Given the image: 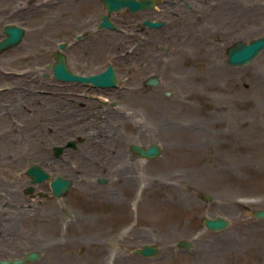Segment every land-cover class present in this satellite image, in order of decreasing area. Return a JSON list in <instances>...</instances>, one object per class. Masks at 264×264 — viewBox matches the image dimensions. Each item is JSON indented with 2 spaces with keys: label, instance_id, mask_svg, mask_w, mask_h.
<instances>
[{
  "label": "rangeland",
  "instance_id": "rangeland-1",
  "mask_svg": "<svg viewBox=\"0 0 264 264\" xmlns=\"http://www.w3.org/2000/svg\"><path fill=\"white\" fill-rule=\"evenodd\" d=\"M211 1L186 0L195 14L196 3L206 11L211 5L217 8L219 17L197 33L205 46L203 53L210 55L201 60L191 57L188 45L193 36L176 46L173 35L172 42L158 46L165 57L172 50L184 56L167 60L170 67H164L165 59H155L152 52L156 47L150 40V53L133 59L135 69L120 68V96L122 87H130L123 90L122 97L112 99L120 106L105 108L107 113L117 110L122 115L116 135L113 120L109 125L104 119L98 125L75 122L77 114L97 106L100 100L78 99V106H86L76 114L64 103L61 112L73 115L61 114L63 121L55 119L54 114L61 112L54 105L57 99H52L59 96L58 88L77 84L52 77V52L58 43L65 42L64 53L70 60L74 49L89 44L90 49L103 52L97 42L115 33L97 28L103 12L100 2L0 0V39L7 24L25 29L19 44L0 53V229L17 210L24 209L19 212L23 216L21 233L5 242L0 230V260L35 251L41 258L26 264H264V218L253 215L264 209V51L246 65L226 63L230 45L264 37V0ZM220 8L225 10L223 18ZM237 9L245 17L234 16ZM124 12L126 9L120 11ZM205 16L197 13L198 23L206 24ZM79 34L82 38L74 41ZM103 57L94 58L93 63ZM217 70L220 73L214 72ZM151 77L157 78L154 86L146 84ZM22 100L18 109L22 114L12 116L11 109L17 107L13 103ZM155 102H160L162 110L152 119ZM61 120L64 123L58 122ZM76 136L82 139L76 149L54 156V146ZM153 143L161 148L154 159H141L130 150L132 144L148 147ZM34 164L52 177L71 179L69 191L55 198L48 181L30 184L25 170ZM99 178L106 183L99 184ZM125 178L137 179L132 208L137 200L142 206L139 187L154 183L163 185L161 192L172 206L163 221H148L136 230L127 226L131 231L128 238L120 235L124 229L120 219L114 223L109 218L117 210L112 203L120 199ZM29 186L34 191L25 194ZM216 216L228 219L230 225L217 232L206 229L202 219ZM180 240L190 241L192 247L178 248ZM144 245L156 246L157 254H134ZM93 248L106 251L102 261L91 263Z\"/></svg>",
  "mask_w": 264,
  "mask_h": 264
},
{
  "label": "flooded vegetation",
  "instance_id": "flooded-vegetation-1",
  "mask_svg": "<svg viewBox=\"0 0 264 264\" xmlns=\"http://www.w3.org/2000/svg\"><path fill=\"white\" fill-rule=\"evenodd\" d=\"M100 5L103 9L102 14L99 16V21H97V28L98 23L101 20L103 14H105L104 6L101 0H98ZM154 5L137 12L131 13L129 10H126L124 13H120V11L113 12L109 15L110 21L115 25L116 29H113L115 33L106 34L103 41H98L97 44H100V48H102L103 52H97V47L90 49V44L88 48L86 46H81L79 51L76 49L73 55L69 54L70 60H68L66 56V62L69 69L80 75H88L100 72L107 68L108 66H112L114 69L118 85L116 87L111 88H98L94 87L93 85H67L58 88L57 90V98L52 97V99H57L54 105L58 108L57 112H61L62 107L61 105H65L64 103L69 104V109H73L74 114L77 113L78 109L85 108L86 104L81 103L79 106L77 105L78 99H94L100 100L101 102L94 107H88L84 110V113H79L75 117V122L78 124H83L90 122L91 124H101L102 119L103 121L107 120L108 125L110 124V120L117 122L116 125L113 127L117 130L115 133L118 134L119 126L118 122H120V116L122 117L120 111H115L113 113L105 112V108L107 105H111L112 108L115 106H120L119 101H114L115 96H120V68L125 66L132 67L135 69V62L133 61L134 58L140 55L150 53L148 46H150V40L155 45V52H152L155 55V59L167 60L171 56V52H166L168 55L165 57V53L161 51L158 46H164L165 43L172 42L173 35L177 36L179 33L183 31V24H184V10L193 12L187 4L186 0H153ZM183 5V6H182ZM178 8L179 12L175 13L174 9ZM184 8V9H183ZM186 11V12H187ZM197 13V11H196ZM131 14V15H130ZM145 21L151 22H160L161 25L158 27H149L146 25ZM195 21L196 14H195ZM75 38V37H74ZM97 40L93 41L96 42ZM126 42H132L127 47L124 46ZM131 45V46H130ZM170 50V49H169ZM103 55V60L99 63H93L94 58ZM73 56V57H72ZM72 57V58H71ZM77 60H81L80 63ZM70 61V65H69ZM72 61V62H71ZM77 61V65L75 64ZM76 68L77 71L73 70ZM125 87V86H124ZM122 87L121 92L125 93L126 88L130 87ZM61 93L65 96H61ZM122 94L120 97H122ZM61 99H66L61 100ZM120 99V98H119ZM119 102V103H118ZM90 105V104H89ZM55 106V107H56ZM118 108V107H117ZM94 109H98L99 112L94 111ZM66 114L73 115L71 112L64 111ZM67 116L63 114V112L59 114H55L56 118H62L60 115ZM63 121L64 118H62ZM59 123H64L58 121ZM113 135V134H112ZM79 136H76L78 139ZM103 171H106L102 169Z\"/></svg>",
  "mask_w": 264,
  "mask_h": 264
},
{
  "label": "water",
  "instance_id": "water-1",
  "mask_svg": "<svg viewBox=\"0 0 264 264\" xmlns=\"http://www.w3.org/2000/svg\"><path fill=\"white\" fill-rule=\"evenodd\" d=\"M104 7L107 10V13L110 14L113 11H118L123 8H128L130 11L135 12L139 9H143L146 7H150L153 4L152 0H101ZM105 14L101 17V22L99 23V27L113 28L114 26L111 24L109 20V15ZM149 26H159L160 23H152L146 21ZM24 29L20 26L8 24L3 28L4 38L0 40V53L16 46L20 43L24 36ZM65 47L64 43L59 44V49L63 50ZM264 50V37H258L250 42L246 43L243 41H237L232 46L227 49L226 62L230 66H241L245 65L252 60H254L260 52ZM56 58V63L52 66V74L56 79H60L61 81H78L84 83H93L95 86H114L116 85V76L111 68H108L102 73L84 77V76H76L70 73L66 69L65 65V57L62 53L57 51L54 54ZM157 83L156 78H150L147 82L149 85H155ZM75 142L71 141L67 144V147H74ZM64 147H54L53 151L55 156H58L62 153ZM130 149L137 154L138 156L146 159L156 158L161 153V148L158 144H151L148 147L144 148L138 144H132ZM26 175L31 178V183H41L45 180L50 181V188L52 191V195L54 197L60 198L62 197L70 188L72 181L70 179H64L61 176L56 178H52L47 172L41 169L37 165H32L26 170ZM100 183H105V181L100 178L98 180ZM34 188L28 187L25 190L26 194H29L33 191ZM208 199V198H206ZM255 217L264 218V210H258L254 212ZM204 226L212 231H219L225 229L229 222L222 217L216 218H204L203 219ZM178 247H186L190 248L191 243L182 240L178 242ZM158 251L157 247L152 245L143 246L140 250H136L135 253L141 254L143 256H152L156 254ZM40 258V254L35 251L27 252L22 258L15 260H0V264H25L27 262H33ZM178 264V263H176Z\"/></svg>",
  "mask_w": 264,
  "mask_h": 264
},
{
  "label": "bare ground",
  "instance_id": "bare-ground-1",
  "mask_svg": "<svg viewBox=\"0 0 264 264\" xmlns=\"http://www.w3.org/2000/svg\"><path fill=\"white\" fill-rule=\"evenodd\" d=\"M212 1H214V0H212ZM215 1H217V0H215ZM195 5H198L197 6V8H198L197 13H200V14H203V12L206 13L205 20L207 19L208 21L206 22V24H200V23L195 21V14L193 15L192 12H189L187 10H186L187 11L186 12L184 10V12H185L184 24H183L184 28H183V31L181 33H179L177 36H175V42H176V46H178V43L180 44L183 39H186L188 37L190 38V36H193L192 39L190 40L191 43L188 45L192 49L191 57L198 59V60H201L203 58V56H208L211 53H206V54L203 53L205 51V46L201 44L200 39H198L197 33L199 30L203 31L204 30L203 27H205V26L207 27L209 25V23L213 24L214 18L216 19V17H219V16H218L217 8H215L213 5H211V7L208 8L207 11L205 10L204 6H201L197 3ZM224 11L225 10L222 11V9L220 8V16L222 18L225 16ZM207 12L209 13L208 15H207ZM229 12H230V10H228V13ZM238 13H239V15H238L239 18L244 16V15H242L241 9H237L236 13L234 12V16H236V14H238ZM231 14H232V12H231ZM229 18H231V16L228 14V19ZM213 44H214V47H213V49H214L215 43H213ZM179 49L181 51V47H179ZM171 53H172L171 56L167 60L171 59V61H173V60L177 61L179 59H182L181 56H183V55H181L177 51L172 50ZM167 60L165 62L164 67H167V66L170 67L171 66ZM170 63L176 64V62H170ZM208 72L210 73V70L207 69L206 73H208ZM214 72H216V74L220 73L219 70L214 71ZM206 73L202 72L200 75L205 78L204 74H206ZM182 74L179 76V78H182L181 77V76H183ZM177 79H178V74H177ZM122 94H124V93H122ZM37 97H39V96H37ZM20 103L21 104L13 103V104H15L13 106H17V107H14L11 109L12 110V114H11L12 116L13 115L18 116V114H20V115L22 114L21 110L18 111V109L21 108V106L23 104V100ZM32 105H35V103H33ZM160 106H161L160 102L154 103V107H153L154 114L152 116V119L155 118L156 113H158V114L161 113L162 108ZM126 120H127V118L123 117V121H126ZM205 123H207V122L205 121ZM40 124H43V123H40ZM44 124H46V122H44ZM166 125H167V123H166ZM162 127H163V125H161V128ZM184 129L185 128H183L182 130H184ZM201 138L203 139L204 137L201 136ZM135 181L137 182V179H135V178L134 179L133 178L122 179V182L120 185V187H121L120 199L118 201L112 203V204H116V205H113V207H117V210L114 213L111 212L112 214L109 217L114 223L117 220V218L120 219V225H122V227L124 228L121 231L120 235L123 236L124 238H128L130 236V232H131L129 230L130 227L127 228V226H131L132 227L131 230L132 229L136 230V229H138V227L140 225L143 226L146 223H148V221H152V222L163 221L165 219V215L170 212L168 209L172 207V206L170 207V204L168 203L167 199L164 198V196L161 192L163 185L159 184V183H154L152 185L150 184L149 187H146V186L143 187L142 185L139 187V188H141L140 192H142V194H143V197L141 198V199H143L141 201L142 206H140V202L137 200V202H136L137 205H135V207L132 208V206H131L132 200L131 199L134 197L133 196L134 192H136L138 189L137 187H135ZM0 190H2L1 187H0ZM8 194H12L11 191H9ZM6 208H8V207L6 206ZM23 210L24 209L17 210V213L15 214L16 216L9 217L7 219V223H9V225L7 226V223H6L7 227L5 226L4 228L0 229L1 232H3L4 236L7 238L5 242H8L7 241L8 239H11L13 236L21 233V229H20L21 224L20 223L23 220V218H22L23 216L20 215L19 212H23ZM146 212H149V214H147ZM157 214H159V215H157ZM91 253H90L91 263L95 262V261H99V260L102 261L101 259L103 258V255L104 254L106 255V251H104L100 248H93ZM99 254H100V256H99ZM92 256H94V257H92ZM141 262H142V264H166L164 262L154 263V261H147V262L141 261ZM102 263H104V261H102L100 264H102ZM58 264H62V262H58Z\"/></svg>",
  "mask_w": 264,
  "mask_h": 264
}]
</instances>
